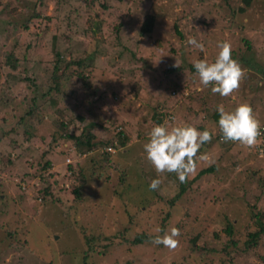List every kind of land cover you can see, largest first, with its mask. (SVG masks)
Segmentation results:
<instances>
[{"label": "rangeland", "instance_id": "obj_1", "mask_svg": "<svg viewBox=\"0 0 264 264\" xmlns=\"http://www.w3.org/2000/svg\"><path fill=\"white\" fill-rule=\"evenodd\" d=\"M148 15L154 28L141 36ZM189 37L204 51L187 45ZM218 41L231 44L246 70L227 98L203 88L190 68L213 62ZM56 52L58 74L63 60L95 52L100 70L93 78L84 70L91 90L74 66L53 88ZM241 103L261 123L251 149L223 142L218 130L217 106ZM165 121L213 134L198 155L214 163L198 160L183 193L175 173L158 177L145 158L148 132ZM61 122L75 135L95 124L104 145L80 154L72 141H53ZM45 160L52 165L41 170ZM153 179L161 180L157 190L149 189ZM255 219L264 226V0H0V264H83L86 252L87 264H264V233L246 244ZM172 227L181 233L175 250L131 244Z\"/></svg>", "mask_w": 264, "mask_h": 264}, {"label": "clouds", "instance_id": "obj_2", "mask_svg": "<svg viewBox=\"0 0 264 264\" xmlns=\"http://www.w3.org/2000/svg\"><path fill=\"white\" fill-rule=\"evenodd\" d=\"M186 44L204 51V44L194 37H189ZM216 47L218 52L213 62L195 60L193 67L203 88L211 86L213 94L227 98L239 90L246 70L233 59L230 43L218 41ZM175 66H179L177 61ZM217 112L218 130L223 142L236 143L247 149L258 145V138L262 135L261 123L250 104L241 103L232 110H226L221 104L217 106ZM147 136L148 140L143 144L145 158L158 177L165 173H175L180 183H185L196 173L198 160L214 163L207 154L198 155L201 147L212 141L213 134L208 130L200 131L188 124L170 125L165 121L153 126ZM160 184V179H153L149 189L157 190ZM156 231L160 232L161 229L157 228ZM180 234V229L172 227L163 236H155L151 243L163 245L172 251L179 246L177 237Z\"/></svg>", "mask_w": 264, "mask_h": 264}, {"label": "trees", "instance_id": "obj_3", "mask_svg": "<svg viewBox=\"0 0 264 264\" xmlns=\"http://www.w3.org/2000/svg\"><path fill=\"white\" fill-rule=\"evenodd\" d=\"M243 1H244L245 5H247V6L251 4V0H243ZM240 11L244 12L243 9H240ZM70 16L71 15H68L69 18L66 19V21L68 22L67 23V25H68L67 29H71L70 28L71 27ZM33 17L34 18H39V14H33ZM45 19L47 21L50 20L49 18H45ZM154 19L155 18L150 16V15H148L145 18L144 22L142 23V25L140 26V29H139V34L141 36H147V35L152 33L153 28H154ZM177 33L180 35L179 32H177ZM244 45L246 46L247 49L250 48L249 41L245 40L244 41ZM53 47H54V45H53ZM29 48H31V45L26 47V49H29ZM55 57H56V62L54 64H55L56 72H54L52 74V81L54 83V87H53L54 89L55 88L59 89V86H60L59 83H58L59 80H61V79L65 80L66 79L65 76H66V71H68V67L74 66L77 70H81L80 72L76 73V77H80L79 81L81 82V85L83 87L89 88V90H91V87H90V84H89V76L87 75V73L84 70H87V68H88L90 73H91V75H92V78H93V75H95L94 73L97 72L98 70H100L99 68H101V66H100L101 63L99 62L98 58L95 56V52H91V53L87 54L84 58H76L73 61L66 62V61L63 60V62H64V71H62L60 74H58L57 70H58V67H59V63L61 62V60H59V58L62 57V56H61V54L59 52H56L55 53ZM244 63H245V65L247 67L251 66L250 64H248L246 62H244ZM16 66H17V61L14 60V63L12 65V67L15 68ZM190 68L192 70H195L192 67H190ZM74 71H72L71 74H69V76H74ZM258 72L262 73L263 70L260 68L258 70ZM50 90H52V89L50 88ZM29 112L32 113V110H28L27 113H29ZM80 119L82 120V118H80ZM157 122L159 123L160 120H158ZM94 127H95V124L89 123L87 126H85L83 128L82 132L79 135H75V134L71 133L72 131H70V127L68 126V124H66L64 122H61L59 124V130L61 132L59 137L56 138V136L53 135L52 139L55 142L58 139H65V140H68V141H72L74 143L76 152H78L80 154H85L87 152H91L93 150H96V148H98L101 145H104V144L98 142V140L96 141V137H95V135L93 133V128ZM109 147H111V146H109ZM101 155H104V154H101ZM107 161L109 162L110 158L106 157V158L103 159V163L104 164L108 163ZM92 162H93V164H95V162L93 160H92ZM51 165H52V162L50 160H45V162L42 163V169L41 170H48L51 167ZM31 166H34V165L31 164ZM99 167L102 169L103 166H101V164H100ZM67 168L69 170H73L71 165H68ZM93 169H95V167H93ZM96 169H99V168L96 167ZM214 170H215L214 166H211L209 168L201 170L198 173L197 178H200V177H202V176H204V175H206L208 173H212ZM185 184H187V182L181 183V186H180V190H181L180 192L181 193H183L185 191V186H186ZM73 193L75 194L76 198H80L81 195H80L79 189H75L73 191ZM128 218H129V224L132 225L135 217L132 216V215H129ZM255 223H256V225L258 227V231L249 235L250 238H249V240L246 243L248 247H252L253 245L257 244L258 237H260L264 233V226H263L262 222H258L255 219ZM225 233L229 237L233 235L232 225L231 224L225 229ZM121 236L123 237L122 233H121ZM150 241H152L150 237H147V236L143 235V233H141V234H137L134 237V239L131 241V244L134 245V246H139V245H142L145 242H150ZM90 243H93L90 240V238H85L86 246L89 245L90 246L89 247L90 251L94 252L95 251L94 245H91ZM232 244H233V242H232ZM224 251H226V250H224ZM89 258H90V255L86 252L85 256H82V258H81L84 261L83 264H87V260ZM261 259L264 262V257H262Z\"/></svg>", "mask_w": 264, "mask_h": 264}, {"label": "built area", "instance_id": "obj_4", "mask_svg": "<svg viewBox=\"0 0 264 264\" xmlns=\"http://www.w3.org/2000/svg\"><path fill=\"white\" fill-rule=\"evenodd\" d=\"M106 150H107L108 152H110V153H113V151H112V147H108V148H106Z\"/></svg>", "mask_w": 264, "mask_h": 264}]
</instances>
